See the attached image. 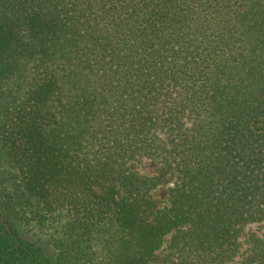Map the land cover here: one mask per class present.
<instances>
[{"label":"trees","instance_id":"1","mask_svg":"<svg viewBox=\"0 0 264 264\" xmlns=\"http://www.w3.org/2000/svg\"><path fill=\"white\" fill-rule=\"evenodd\" d=\"M255 224L264 0H0V264H231Z\"/></svg>","mask_w":264,"mask_h":264},{"label":"rangeland","instance_id":"2","mask_svg":"<svg viewBox=\"0 0 264 264\" xmlns=\"http://www.w3.org/2000/svg\"><path fill=\"white\" fill-rule=\"evenodd\" d=\"M140 172L150 175V174H156V165H149V164H144L140 166ZM167 188L168 185L161 186L157 189L155 193H153V199L157 202V204L160 206L162 203H164L166 195H167ZM254 232L256 235L264 239V224L263 225H253L251 226V229L246 230L240 237V242L242 243L241 249L239 251V254L237 257L234 259V261L231 264H249L248 262L245 261L246 255H245V246H244V240L248 234V232ZM158 259L163 260V259H168V264H177V262L171 258L170 256H167V253L160 252L158 254ZM160 261V262H161ZM160 262L155 263V264H160Z\"/></svg>","mask_w":264,"mask_h":264}]
</instances>
